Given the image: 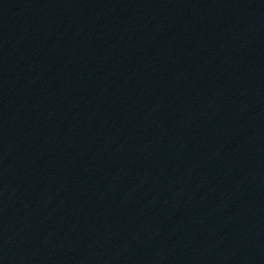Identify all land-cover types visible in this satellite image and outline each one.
Wrapping results in <instances>:
<instances>
[{"label":"water","instance_id":"95a60500","mask_svg":"<svg viewBox=\"0 0 264 264\" xmlns=\"http://www.w3.org/2000/svg\"><path fill=\"white\" fill-rule=\"evenodd\" d=\"M0 264H264V0H0Z\"/></svg>","mask_w":264,"mask_h":264}]
</instances>
